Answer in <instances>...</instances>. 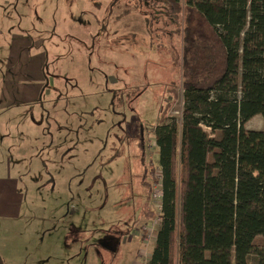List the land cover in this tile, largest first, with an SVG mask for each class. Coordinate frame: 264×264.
Here are the masks:
<instances>
[{
    "label": "rangeland",
    "instance_id": "obj_1",
    "mask_svg": "<svg viewBox=\"0 0 264 264\" xmlns=\"http://www.w3.org/2000/svg\"><path fill=\"white\" fill-rule=\"evenodd\" d=\"M165 8L152 0H0V73L14 70L2 61L13 40L12 60L25 47L18 72L39 69L50 87L32 103L9 96L0 108L2 122L44 121L40 136L32 126L16 135V123L0 140L1 162L24 197L19 218L0 220V264L148 262L156 223L143 212L158 211L160 185L146 204L143 161L159 175L154 128L163 117L180 126L184 102L182 16ZM244 127L262 130V117Z\"/></svg>",
    "mask_w": 264,
    "mask_h": 264
},
{
    "label": "trees",
    "instance_id": "obj_2",
    "mask_svg": "<svg viewBox=\"0 0 264 264\" xmlns=\"http://www.w3.org/2000/svg\"><path fill=\"white\" fill-rule=\"evenodd\" d=\"M152 2L182 16L184 102L154 128L159 175L143 161L146 204L160 185L146 264H264V0Z\"/></svg>",
    "mask_w": 264,
    "mask_h": 264
},
{
    "label": "crops",
    "instance_id": "obj_3",
    "mask_svg": "<svg viewBox=\"0 0 264 264\" xmlns=\"http://www.w3.org/2000/svg\"><path fill=\"white\" fill-rule=\"evenodd\" d=\"M17 36V35H16ZM14 41L16 42L18 40L17 37H13ZM24 39V38H23ZM13 40H10V42ZM9 42V41H8ZM6 45L7 51V57L2 61L8 66L9 68L12 67V72L8 73H0V108L5 104V100L7 97H21V103L23 105H27L29 103H32L34 97L40 96L45 94V90L49 89L50 87L48 84L46 86L43 85L44 77L43 73H40L39 69H37L34 74H31L32 68L29 71L28 75L25 72L19 73L21 71L17 65H18V57L20 52L25 48L22 46V48L15 50L16 59H11V52L10 48H12V45ZM17 46V45H16ZM41 48H43L41 46ZM38 54V53H37ZM43 54V53H41ZM27 55V54H26ZM33 60H41L43 57L38 55H32L31 57ZM42 72V71H41ZM5 79V80H4ZM15 79V80H14ZM14 80V82H13ZM21 80V81H20ZM56 80V79H54ZM3 81H5L6 85H2ZM58 81V79H57ZM60 81V80H59ZM61 83L58 84L56 87L62 88L64 83L60 81ZM53 88H54V84ZM13 89V90H12ZM10 90V91H8ZM48 94V93H46ZM2 110L0 109V112ZM40 114V113H39ZM41 115V114H40ZM39 119V117H38ZM26 121V120H25ZM16 121L5 122L0 121V140L6 139L7 136H9L11 133H14V130L12 125H15ZM33 127V130L35 135L40 136V133H44V121L41 120V117L38 121H29V122H22L21 125L17 123L18 129H16V135H21L24 138L23 133H21L20 129L23 127ZM8 127V128H7ZM16 127V125L14 126ZM41 130V132H40ZM14 151L16 150L13 149ZM36 150V149H35ZM0 158L2 159V154L0 153ZM0 159V220H14L20 217V210L21 205L23 203V195L20 194L19 189L17 188L16 182L18 183L17 178H12L9 170L10 165H6L5 162H1ZM5 160V158H3ZM3 174L1 175L2 171ZM19 184V183H18ZM139 237V236H138ZM141 245V243H140ZM141 247L138 249L140 251Z\"/></svg>",
    "mask_w": 264,
    "mask_h": 264
},
{
    "label": "built area",
    "instance_id": "obj_4",
    "mask_svg": "<svg viewBox=\"0 0 264 264\" xmlns=\"http://www.w3.org/2000/svg\"><path fill=\"white\" fill-rule=\"evenodd\" d=\"M159 196H160V193H159L158 197H159ZM156 208H157L158 211L160 210V200H159V204L156 205ZM158 222H159V219L157 218V219L154 221V223L157 224ZM145 231L148 232V234H149L150 229H149L148 226L143 227V230H142L143 238L141 239L142 243L145 241V237H144L145 234H147ZM136 235L138 236V233H136ZM154 235H155V234H154ZM139 256H143V252L141 253V249H140V251H139Z\"/></svg>",
    "mask_w": 264,
    "mask_h": 264
}]
</instances>
